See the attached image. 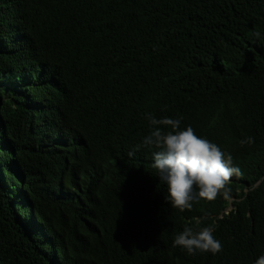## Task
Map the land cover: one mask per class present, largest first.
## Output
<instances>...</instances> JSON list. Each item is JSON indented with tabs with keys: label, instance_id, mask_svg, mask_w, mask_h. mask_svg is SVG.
Wrapping results in <instances>:
<instances>
[{
	"label": "trees",
	"instance_id": "16d2710c",
	"mask_svg": "<svg viewBox=\"0 0 264 264\" xmlns=\"http://www.w3.org/2000/svg\"><path fill=\"white\" fill-rule=\"evenodd\" d=\"M148 113L231 154L229 199L165 201ZM213 224L216 255L172 246ZM261 254L264 0H0V264Z\"/></svg>",
	"mask_w": 264,
	"mask_h": 264
},
{
	"label": "clouds",
	"instance_id": "9594fccd",
	"mask_svg": "<svg viewBox=\"0 0 264 264\" xmlns=\"http://www.w3.org/2000/svg\"><path fill=\"white\" fill-rule=\"evenodd\" d=\"M151 130L144 136L141 145L152 151V166L157 171L159 181L167 185L165 201L183 212L191 209L194 201L203 198L214 200L219 193L229 199L226 187L231 177L238 176L240 170L233 165L230 153L223 151L216 143L197 136L191 126L180 128L181 118L162 117L157 119L150 113L144 117ZM252 137L240 141L241 145L251 144ZM134 156V151L127 153ZM215 225L203 226L198 230L184 226L175 236L172 246H179L187 255L210 253L216 255L222 249L220 240L213 236ZM253 264H264V254Z\"/></svg>",
	"mask_w": 264,
	"mask_h": 264
}]
</instances>
